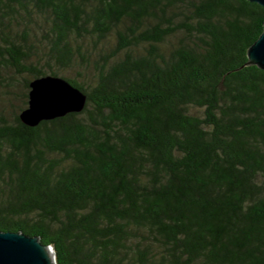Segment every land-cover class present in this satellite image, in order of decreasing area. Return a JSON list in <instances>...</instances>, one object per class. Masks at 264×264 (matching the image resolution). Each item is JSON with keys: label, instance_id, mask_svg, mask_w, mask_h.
Wrapping results in <instances>:
<instances>
[{"label": "trees", "instance_id": "trees-1", "mask_svg": "<svg viewBox=\"0 0 264 264\" xmlns=\"http://www.w3.org/2000/svg\"><path fill=\"white\" fill-rule=\"evenodd\" d=\"M263 22L247 0H0V231L59 264H264ZM47 75L85 107L28 127Z\"/></svg>", "mask_w": 264, "mask_h": 264}, {"label": "water", "instance_id": "water-1", "mask_svg": "<svg viewBox=\"0 0 264 264\" xmlns=\"http://www.w3.org/2000/svg\"><path fill=\"white\" fill-rule=\"evenodd\" d=\"M264 8V0H247ZM245 66H256L264 71V22L259 38L248 48ZM28 106L20 113V121L28 127H36L42 121L81 112L86 95L61 77L51 75L32 80L29 84ZM55 264L51 246L41 243L38 237L19 232L0 231V264Z\"/></svg>", "mask_w": 264, "mask_h": 264}, {"label": "rangeland", "instance_id": "rangeland-1", "mask_svg": "<svg viewBox=\"0 0 264 264\" xmlns=\"http://www.w3.org/2000/svg\"><path fill=\"white\" fill-rule=\"evenodd\" d=\"M20 80L21 79H18L17 84H16V89H15V92L18 94V97L22 93V87H21V84H20V82H21ZM13 104L15 106L20 105V99L13 100Z\"/></svg>", "mask_w": 264, "mask_h": 264}, {"label": "clouds", "instance_id": "clouds-1", "mask_svg": "<svg viewBox=\"0 0 264 264\" xmlns=\"http://www.w3.org/2000/svg\"><path fill=\"white\" fill-rule=\"evenodd\" d=\"M42 250L45 251L46 258L49 259V264H52L50 257L47 256V250L46 249H42ZM55 264H59V257H57Z\"/></svg>", "mask_w": 264, "mask_h": 264}]
</instances>
